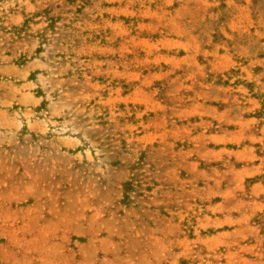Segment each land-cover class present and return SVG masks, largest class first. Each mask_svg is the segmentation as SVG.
<instances>
[{
    "label": "rangeland",
    "instance_id": "rangeland-1",
    "mask_svg": "<svg viewBox=\"0 0 264 264\" xmlns=\"http://www.w3.org/2000/svg\"><path fill=\"white\" fill-rule=\"evenodd\" d=\"M0 264H264V0H0Z\"/></svg>",
    "mask_w": 264,
    "mask_h": 264
}]
</instances>
